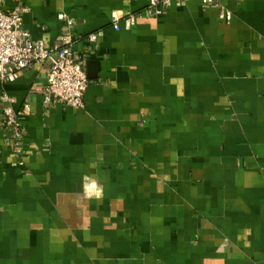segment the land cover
Instances as JSON below:
<instances>
[{
  "label": "crops",
  "instance_id": "0c3cea01",
  "mask_svg": "<svg viewBox=\"0 0 264 264\" xmlns=\"http://www.w3.org/2000/svg\"><path fill=\"white\" fill-rule=\"evenodd\" d=\"M216 1L2 0L89 86L74 109L48 63L0 82L30 106L21 154L0 122V264H264V0Z\"/></svg>",
  "mask_w": 264,
  "mask_h": 264
},
{
  "label": "built area",
  "instance_id": "2783aa9c",
  "mask_svg": "<svg viewBox=\"0 0 264 264\" xmlns=\"http://www.w3.org/2000/svg\"><path fill=\"white\" fill-rule=\"evenodd\" d=\"M187 0H147V12L154 16H162L173 2L181 3ZM203 5L218 7L216 0H202ZM0 0V82H14L18 75L25 69L35 64L48 63L49 74L46 85V101L48 103H65L74 109L85 107V94L89 86V79L82 64V56L76 55L72 50V38L63 35L52 47H46L43 41H33L22 27V14L26 11L18 7L7 12L1 8ZM221 17L226 20L231 18L229 13L221 11ZM114 28L119 30L120 19L116 13L112 15ZM58 19L65 21L69 26L72 21L64 14H59ZM134 25V17L127 19ZM91 42H96L97 34L89 36ZM0 102L7 105L1 113V126L11 131L15 152L21 154L20 146L23 137L19 117L30 110L25 104L21 110H15L12 105L14 99L3 93Z\"/></svg>",
  "mask_w": 264,
  "mask_h": 264
},
{
  "label": "water",
  "instance_id": "95a60500",
  "mask_svg": "<svg viewBox=\"0 0 264 264\" xmlns=\"http://www.w3.org/2000/svg\"><path fill=\"white\" fill-rule=\"evenodd\" d=\"M89 78V77H88Z\"/></svg>",
  "mask_w": 264,
  "mask_h": 264
}]
</instances>
